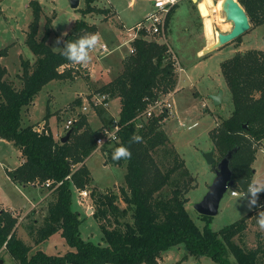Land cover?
I'll return each mask as SVG.
<instances>
[{"label":"trees","instance_id":"16d2710c","mask_svg":"<svg viewBox=\"0 0 264 264\" xmlns=\"http://www.w3.org/2000/svg\"><path fill=\"white\" fill-rule=\"evenodd\" d=\"M95 1L87 0V9L82 11L84 17L96 11ZM238 2L252 24L264 25V0ZM30 8L33 21L25 44L35 59L34 62L21 59L22 74L18 76L21 87L5 78L8 69L0 62V138L12 142L22 153L23 162L9 172L11 180L18 185L46 187L48 183L47 188L52 193L43 224L30 228L31 240L39 245L61 233L74 251L63 256L39 251L29 256L32 247L18 239L15 232L17 219L4 210L0 211V249L5 245L20 264H160L167 250L182 246L187 257H209L216 264H264V238L251 249L244 241L251 215L218 232L211 227L213 218L203 216L206 224L199 228L187 209L191 186L176 177L180 170H184L186 176L190 173L178 153L168 148L170 138L163 127L168 114L160 117L143 114L151 103L174 91L178 85L175 61L168 44L142 34L133 43L135 52L124 58L121 73L97 91L108 95L109 99L121 100L118 140L100 147L107 158L105 164H126V187L120 189V196L113 191H95L86 161L99 148L100 130L92 128L87 114L79 113L66 143L57 140L47 124L43 131L37 130V124L23 126L22 112L34 103L36 96L55 80H74L79 70L73 67L75 63L60 54L61 50H54L48 43L52 19L47 20L45 33L40 37L43 8L38 0L31 1ZM175 10L168 16L167 26ZM98 32L97 25L78 19L62 47L66 41ZM7 53L8 48L1 50L0 59ZM222 74L232 94L233 112L212 133L213 147L218 153L217 160L236 151L231 162L234 189L247 194L255 173L253 163L258 144L264 139V52H237L223 62ZM72 105L81 107L82 100L77 99ZM107 109L98 108L101 119ZM49 116L47 114L44 121L47 122ZM111 120L116 118L111 117ZM134 134L141 136L142 141H132ZM120 145L129 147L130 159H112V152ZM162 149L166 160L172 158L173 162H158L156 155ZM168 188H171L169 193ZM83 191H90L96 204L93 217L100 223L105 245L82 239L83 220L75 199L76 193ZM262 196L264 199V192ZM119 201L127 208H121Z\"/></svg>","mask_w":264,"mask_h":264},{"label":"rangeland","instance_id":"374dc122","mask_svg":"<svg viewBox=\"0 0 264 264\" xmlns=\"http://www.w3.org/2000/svg\"><path fill=\"white\" fill-rule=\"evenodd\" d=\"M31 1L33 0H0V51L8 48L7 55L2 57L0 62L8 69L5 78L14 82L16 87L22 86V82L18 78L22 74L21 59L32 62L35 59L28 45L25 44L29 25L33 21V9L30 8ZM202 1L194 0L195 3L193 4L192 0H188L192 7L191 20L190 6L183 1L173 21L174 29L171 28L170 34H168L167 31L171 27L170 22L166 28V39L163 36L154 38L158 42L173 47L178 53H175L176 55L171 53L179 62L181 70H176V73L178 72V85L174 89V93L172 92L174 95L169 100L171 104L176 102L178 105L176 108L175 104L172 106L163 127L170 138L168 148L178 153L190 173L186 176L184 170H180L176 177L182 182L186 181L191 186L190 192L187 194L190 201L187 209L199 228L205 226L206 220L197 213L195 205L207 194L215 178L213 166L207 163L205 154L214 151V157L218 161V153L213 147L211 135L222 120L228 119L233 112L232 94L222 74V64L231 59L237 52L245 53L249 50L264 52V25L255 26L254 24H252L249 32L240 37L241 40L233 41L221 48H213L218 42V33L230 32L233 23L226 20L223 10L217 8L216 5L209 8L212 12L210 18L213 21V30L216 36L213 41L209 42L204 34V17L199 10ZM212 1L217 4L216 0ZM38 2L43 8L39 35L40 37L44 35L46 22L48 19H52L53 28L48 43L54 50L59 51L62 48V42L74 27L75 22L84 18L89 24L97 25L104 38L100 36L97 46L90 52L88 62L92 63L95 60L99 62L98 58L102 57L103 61H108L113 71L111 74L102 77L106 73L104 70L91 77L86 73L87 64H80V70H78V75L75 76L74 80H55L36 96L34 103L29 107V115L26 114V109L22 113L23 125L41 123L49 114L51 133L65 136V124L71 119H78L79 113H83L88 115L92 128L100 130L99 137L102 135L103 129L113 132L117 118L112 121L111 117L116 116V114L110 116L108 112L110 109L117 112L119 102L114 100L108 106L107 114L103 116L106 120L104 122V119H101L98 114V108L101 107L95 106V101L100 97V93L97 92L98 89L121 73L123 64L120 70L118 60L130 50V44H125L122 49L116 50L118 46L121 47L120 44L126 42L129 36L128 33H123L120 30L119 24L122 23L119 18L114 17L115 13H112L114 7L110 6L108 2L116 6L119 17L130 27L135 26L141 16L153 12L155 10L154 5L149 1L140 0L135 2V7L131 8L128 5L130 2L125 0H96L93 4L96 11L84 17L82 11L87 9V0H80V8L78 9H73L69 0H38ZM113 24L118 28L119 42L115 41L116 39L111 41L112 37H109L113 33L111 29ZM187 27L188 29L184 30ZM105 42L110 46L111 51L113 49L116 51L102 53L100 48ZM198 54H201V57ZM219 93H222L223 99L217 104L213 101L212 96ZM77 99L82 100L81 107L72 105ZM85 106L87 111H83ZM195 123L197 126L191 128ZM156 156L159 163L167 161L163 149ZM20 159V152L14 144L0 138V211L4 210L14 214V216L20 214L25 216L32 212L30 210L34 209V205H37V219L42 220L48 212L47 190L38 186H28L26 189L22 186L15 187L8 176L6 169L11 170L17 167ZM106 161L107 158L100 148L87 160L86 165L91 171L93 186L96 187L97 193L113 191L120 196V189L126 187V164H105ZM169 161L173 162V159H168L166 163L169 164ZM253 164L255 173L252 181L264 182V140L258 144V152ZM170 190L171 188L167 189L168 193ZM231 190L233 189H230L222 199L219 213L213 217L211 227L218 232L222 228L243 219V217L251 215L244 241L248 248H254L259 240L264 238V228H261L257 223L258 212L264 211L262 192L258 194L260 207L254 209L248 207L247 194L244 196L241 190L236 189L240 195L232 197ZM76 196L75 203L83 220L81 225L82 239L105 245L100 223L93 217L96 204L93 203L91 192L88 191L85 197H82L78 192ZM118 203L121 208H127V205L122 201ZM40 249L50 256H63L74 251L61 233H56L45 240ZM186 254L183 246L173 247L162 255L159 263L216 264L209 257L198 259L191 255L187 257Z\"/></svg>","mask_w":264,"mask_h":264},{"label":"water","instance_id":"95a60500","mask_svg":"<svg viewBox=\"0 0 264 264\" xmlns=\"http://www.w3.org/2000/svg\"><path fill=\"white\" fill-rule=\"evenodd\" d=\"M73 9L80 8V0H69ZM223 11L225 13L226 20L233 23V27L228 33H218V42L213 48H221L231 42L235 41L239 37L249 32L252 27L251 20L247 15L246 10L238 0H224ZM212 48V49H213ZM208 52V51H207ZM222 93L214 95L213 100L217 104L221 102ZM120 120V117L118 121ZM72 135L71 130L61 139L62 143L69 141ZM236 151L229 152L219 161H216L214 157V151L205 154L207 163L213 166L215 178L213 184L210 186L207 194L195 205V210L198 214L206 217H216L219 213L221 202L224 196L230 189H234L235 182L233 181L232 171V159Z\"/></svg>","mask_w":264,"mask_h":264},{"label":"crops","instance_id":"0c3cea01","mask_svg":"<svg viewBox=\"0 0 264 264\" xmlns=\"http://www.w3.org/2000/svg\"><path fill=\"white\" fill-rule=\"evenodd\" d=\"M108 1V0H107ZM126 2H130L128 5H129V7H131V8H133V7H135V2H137V1H140V0H125ZM142 1V0H141ZM183 1H185V3H187L189 6H190V13H189V15H190V20H191V12H192V7H191V3H189L188 2V0H180L179 2H178V5L176 6V10L173 12V14H172V16H171V19H170V21L169 22H171V27L169 28V30L167 31V32H169L168 34H170V30H171V28L172 29H174L173 28V24H174V18L177 16V12H179V10H180V8H181V3L183 2ZM192 3L194 4L195 2H194V0H192ZM108 4L110 5V6H112V7H114L113 9H114V12H112V13H115V18H119L120 19V22L122 23V24H119L120 25V30L124 33H128V36H129V32H128V30L129 29H131V28H134L135 26H137L142 20H144L150 13H152V12H149L148 14H146V15H144V16H141V19H139L137 22H136V25L135 26H132V27H130V26H128L127 24H125L124 23V21L123 20H121V18L119 17V15H118V11H117V9H116V6H114V4L112 5L111 4V2L109 3L108 2ZM209 8H210V6H209ZM200 10V9H199ZM111 29H112V31H113V33L112 34H110L111 36H109V37H112L111 38V41L112 40H115V41H117V42H119L118 41V39H119V37H120V34H119V32H118V28L115 26V24H113V25H111ZM187 30L188 29V27L187 28H184V30ZM98 34H99V36H102V38H103V35H101L100 34V32H98ZM104 39V38H103ZM129 39V38H128ZM127 39V40H128ZM126 40V42H124L123 44H120V46L121 47H117L116 48V50L117 49H122L123 47H124V45L125 44H128V41ZM211 40H209V42H210ZM213 41V40H212ZM110 47V46H109ZM129 48H131V45L129 46ZM171 48V53L172 54H175V53H177L174 49H173V47H170ZM61 50V49H60ZM116 50H112L111 52H114V51H116ZM206 50V49H205ZM203 51V50H202ZM201 51V52H202ZM91 52V51H90ZM110 52V53H111ZM174 52V53H173ZM200 52V53H201ZM129 53H130V50L128 51V52H126L125 53V55L122 57V58H120V60H118L119 62L118 63H120V70H121V67H122V62L124 61V58L127 56V55H129ZM178 54V53H177ZM176 55V54H175ZM201 54H198V56L199 57H201L200 56ZM105 58V57H104ZM95 60V59H94ZM98 60H99V62L98 61H94V62H92V63H89V62H87L86 64V66H87V70H86V73L89 75V76H91V77H93V76H95V73H97V72H102V71H106V73H104L103 75H102V77L103 76H106V75H109V74H111L112 73V71L113 70H111L112 68H111V65L108 63V61L106 60H104L103 61V58L101 57V58H98ZM77 66H78V64H77ZM79 69H80V64H79ZM82 67V66H81ZM115 78H117V77H115ZM114 78V79H115ZM114 79H112L111 81H113ZM111 81H109V82H111ZM109 82H106V83H109ZM103 85H106V84H103ZM101 87H103V86H101ZM220 94V93H219ZM219 94H214V95H219ZM213 97L214 96H212V99H213ZM221 99H223V97L221 98ZM114 100H117L118 102H119V110L117 111V112H114L112 109H110V112H108V113H110V116L111 115H113V114H116V116H112V117H114V118H117V120L119 119V117H120V110H121V100L120 99H118V98H115V99H111L110 100V102H109V106L111 105V103L114 101ZM214 101V100H213ZM175 104V108H176V106L178 105V104H176V102L174 103ZM219 104V103H218ZM26 114L27 115H29V108L28 109H26ZM23 113V112H22ZM51 120V119H50ZM50 120H48V123L46 122V121H43V122H41V123H37V127H45V125L47 124V127L50 129ZM22 124H23V122H22ZM196 124V123H195ZM23 126H35V124H30V125H23ZM51 130V129H50ZM53 133V132H52ZM54 134V136H55V138L56 139H58V140H60V139H62L64 136L61 134L60 136H59V134H55V133H53ZM67 134V133H66ZM2 140H5V139H2ZM264 140V139H263ZM7 141V140H6ZM9 142V141H8ZM262 142V141H261ZM12 143V142H11ZM18 152H20V162H19V164L17 165V167H15L14 169H11V170H8V169H6L7 170V172H8V176H9V172L10 171H15V169H17L18 167H19V165L23 162V158H22V153H21V151H19V149H18ZM86 164H87V161H86ZM9 178H10V176H9ZM10 180H11V178H10ZM12 181V180H11ZM13 182V181H12ZM13 184H14V186L15 187H24V189H26L28 186H32V187H41L42 189H45V190H47V205L49 204V202H50V200H51V191L47 188V187H45V186H40V185H35V184H29V185H21V184H16V183H14L13 182ZM236 189V188H235ZM234 189V190H235ZM88 192V191H87ZM34 209H32V210H30V211H32L30 214H28V215H25V216H22V214H20V215H15L14 216V214H13V217L14 218H16L17 219V223H18V225L16 226V229H15V232H16V235H17V238L18 239H21V240H23L27 245H29V246H31L32 248H31V251H30V253H29V256L31 255H34V254H36L37 252H39V251H42L41 249H40V246H41V244L43 243H40L39 245H37V244H35V242H33L32 240H31V238H30V235H29V231H30V228L31 227H33V228H35V227H39V226H41L42 224H43V220L44 219H42V220H40V219H37L38 218V214L36 213V211H37V205H34V207H33ZM37 208V209H36ZM48 208H49V205H48ZM46 216V215H45ZM44 216V217H45ZM34 224V225H33ZM48 255V254H47ZM0 264H20V263H18L15 259H13L12 258V256L10 255V253L6 250V246L4 245L3 246V248H1L0 249Z\"/></svg>","mask_w":264,"mask_h":264},{"label":"built area","instance_id":"2783aa9c","mask_svg":"<svg viewBox=\"0 0 264 264\" xmlns=\"http://www.w3.org/2000/svg\"><path fill=\"white\" fill-rule=\"evenodd\" d=\"M142 1L151 2L152 5H154L155 10L152 13H150L144 20H142L137 26L128 30L129 39L127 41H128V44L131 45L129 54H132L135 52L133 43L135 42L136 39L141 37L142 34L146 35V37L149 39H154L159 36H163L166 39L165 34H166V28L168 27L167 26L168 16L176 8L180 0H142ZM100 50L102 53L111 52L110 47L106 42L105 44L101 45ZM172 58H174L176 70L177 69L181 70V68L179 67V62L176 61V58L174 55H172ZM73 67H75V69H79V67L76 65H74ZM172 92L168 93L167 95H162V97L159 100H157L155 103H151L148 106V108L144 111L143 114L146 117H160L163 114H169L170 109L174 105L169 102L170 98L174 95L173 94L174 92L173 93ZM97 99L98 100L95 101V106L97 107L101 106L106 109L108 108L109 102L111 100L109 99L108 95L100 94V97ZM83 111H87L86 106L83 108ZM76 121L77 119L69 120L64 126V132L68 133V131L72 129V126ZM195 126L197 125L194 124L191 126V128ZM37 130L43 131L44 126L37 127ZM102 131H103L102 135L97 138V144L99 148L104 145L111 144L114 141L118 140V120L115 121V127L112 130L113 132L107 129H103ZM48 186L49 184L47 183L46 187ZM79 194L82 197H85L87 196L88 192L83 191V192H79ZM238 195L240 194L236 189L231 190L232 197H235ZM243 195L245 196L246 194L243 193Z\"/></svg>","mask_w":264,"mask_h":264},{"label":"clouds","instance_id":"9594fccd","mask_svg":"<svg viewBox=\"0 0 264 264\" xmlns=\"http://www.w3.org/2000/svg\"><path fill=\"white\" fill-rule=\"evenodd\" d=\"M100 40L99 34L87 33L73 41H66L61 48V55L75 64H86L90 59V51L94 49ZM59 42V39H58ZM132 141L140 142L142 137L134 134ZM131 151L128 146L120 145L112 152V159L119 161L121 158L130 159ZM264 192V182L253 180L247 188L248 207H260L258 205V194ZM257 223L264 228V211L258 212Z\"/></svg>","mask_w":264,"mask_h":264},{"label":"bare ground","instance_id":"6f19581e","mask_svg":"<svg viewBox=\"0 0 264 264\" xmlns=\"http://www.w3.org/2000/svg\"><path fill=\"white\" fill-rule=\"evenodd\" d=\"M223 2H224V0H218L216 2L217 4H214L212 0H203L202 2H200V6H199L200 11H201V14L204 17V21H205V32H204V34L208 40H213V38L216 37L215 32L213 30V21L210 18L211 17L210 13H212V12H210L209 6H210V8H212V6L216 5L217 8L223 10V4H224Z\"/></svg>","mask_w":264,"mask_h":264},{"label":"flooded vegetation","instance_id":"af4514ba","mask_svg":"<svg viewBox=\"0 0 264 264\" xmlns=\"http://www.w3.org/2000/svg\"><path fill=\"white\" fill-rule=\"evenodd\" d=\"M219 161V160H218Z\"/></svg>","mask_w":264,"mask_h":264}]
</instances>
